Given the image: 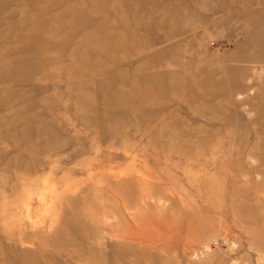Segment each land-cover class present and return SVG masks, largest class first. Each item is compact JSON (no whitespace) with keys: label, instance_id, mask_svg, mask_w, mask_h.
<instances>
[{"label":"rangeland","instance_id":"374dc122","mask_svg":"<svg viewBox=\"0 0 264 264\" xmlns=\"http://www.w3.org/2000/svg\"><path fill=\"white\" fill-rule=\"evenodd\" d=\"M0 264H264V0H0Z\"/></svg>","mask_w":264,"mask_h":264},{"label":"bare ground","instance_id":"6f19581e","mask_svg":"<svg viewBox=\"0 0 264 264\" xmlns=\"http://www.w3.org/2000/svg\"><path fill=\"white\" fill-rule=\"evenodd\" d=\"M150 224V223H149Z\"/></svg>","mask_w":264,"mask_h":264}]
</instances>
